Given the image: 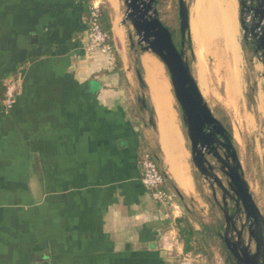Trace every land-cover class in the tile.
<instances>
[{
	"label": "crops",
	"instance_id": "obj_1",
	"mask_svg": "<svg viewBox=\"0 0 264 264\" xmlns=\"http://www.w3.org/2000/svg\"><path fill=\"white\" fill-rule=\"evenodd\" d=\"M186 1L193 75L204 98L218 97L229 112L235 143L246 153L249 145L262 164L261 175L246 178L262 211L264 89L248 95L240 1ZM95 5L110 13V53L87 50V14ZM122 6L0 0V85L20 81L14 108L0 110V264L226 261L218 246L222 225L210 219L215 204L198 186L168 70L151 51L132 47ZM206 56L214 60L209 75ZM256 65L264 67L259 58ZM208 78H223L222 95ZM144 149L164 172L173 197L167 204L156 203L142 183ZM181 217L196 231L188 251Z\"/></svg>",
	"mask_w": 264,
	"mask_h": 264
},
{
	"label": "water",
	"instance_id": "obj_2",
	"mask_svg": "<svg viewBox=\"0 0 264 264\" xmlns=\"http://www.w3.org/2000/svg\"><path fill=\"white\" fill-rule=\"evenodd\" d=\"M178 1L180 48L160 18L157 0H124L126 19L131 22L137 37L136 43L130 37L131 44L132 47L137 44L143 51H151L166 66L187 129L194 167L212 188L216 184L222 191L223 204L219 206L226 221L224 240L232 256L229 264H264V214L253 197L226 127L210 108L193 75L185 49L191 41L189 5L186 0ZM239 1L242 40L255 43L254 52L257 56L261 54L262 58H258L264 65V0ZM250 12L252 16L248 21ZM211 155L228 177V185L208 159Z\"/></svg>",
	"mask_w": 264,
	"mask_h": 264
},
{
	"label": "rangeland",
	"instance_id": "obj_3",
	"mask_svg": "<svg viewBox=\"0 0 264 264\" xmlns=\"http://www.w3.org/2000/svg\"><path fill=\"white\" fill-rule=\"evenodd\" d=\"M189 3H192L193 0H188ZM123 6H122V13L124 16V19L126 20L125 25L128 31V34L134 42H137V37L135 33V29L132 26L131 22L126 19V12H127V6L124 4V0H122ZM173 2H176V0H165L164 1V8L161 10L162 12V17L164 20H166L171 26L175 27L176 30V35L174 37V41L178 48H180V32H179V26H180V20H179V7L177 6L176 9L173 8ZM158 8V5H157ZM240 39L243 42V37L242 34L240 35ZM137 44H135L136 46ZM186 57L188 61L190 62L191 66L194 67L195 70V60H194V55L192 51V43L189 45H186ZM244 50V49H243ZM246 56V64H245V79L248 84V95L252 91L253 93L257 88H263L264 89V67H261L260 69L256 65V61H258V56L256 55L255 52L247 51L245 52ZM202 61V60H201ZM203 62V61H202ZM206 63V71L207 74L209 75V71H212V68H214V60L211 59H205ZM210 80L211 87L213 89H216L218 91L219 95H222L223 93V78H208ZM211 80H213L211 82ZM218 80V81H217ZM205 100L208 102L210 105V108L214 112V114L222 121H225L226 123L229 122L231 124L232 130H233V124H232V117L230 116L229 112L221 105L220 99L218 97L215 98H210L208 94L205 93ZM227 118V120H226ZM185 126V125H184ZM186 130V135H187V129L185 126ZM189 145L191 147L190 141L188 139ZM249 143V142H248ZM238 154L239 158L243 160L242 166L244 170V175L245 178H250L253 179L256 173H259L260 175L263 172V167L260 162L256 159L254 155L251 153V148L248 145L247 146V153L244 150V148H241L235 143L234 144ZM222 151V150H221ZM208 159L210 162L216 167V172L218 173L219 177L222 179L224 184L228 185V177L219 169L220 163L211 155L208 156ZM195 168V167H194ZM195 174L198 179V186L200 190L203 193L204 199L211 204H215V207L213 208V212L210 214V219L212 221H215L216 224H221L222 229L221 233L224 234L225 232V217L223 210L219 206V204H223V198H222V191L221 189L215 184V187L212 188L211 183L206 180L200 173L199 171L195 168ZM262 192H263V199H264V187H262ZM262 205V211H264V203H261ZM263 213V212H262ZM243 219H245L243 217ZM248 239V236L246 235V240ZM218 246L223 249L227 254L229 253L227 249H225L224 245V240L222 237L218 239ZM222 264H226L224 261Z\"/></svg>",
	"mask_w": 264,
	"mask_h": 264
},
{
	"label": "built area",
	"instance_id": "obj_4",
	"mask_svg": "<svg viewBox=\"0 0 264 264\" xmlns=\"http://www.w3.org/2000/svg\"><path fill=\"white\" fill-rule=\"evenodd\" d=\"M250 3V2H249ZM100 6L95 5L90 10V19L88 20V35L89 45L87 50L94 52L101 50L110 53L114 49L112 38L102 29L99 22ZM252 12L247 15V20L250 21ZM262 58L261 54H258ZM6 89L4 95V112L9 113L16 103V98L19 91L20 81L10 79L6 82ZM139 163L142 171V183L150 191L152 199L158 204H167L172 200V195L166 188V179L164 172L160 168L159 162L154 154L144 149L140 152ZM229 264V263H226Z\"/></svg>",
	"mask_w": 264,
	"mask_h": 264
},
{
	"label": "trees",
	"instance_id": "obj_5",
	"mask_svg": "<svg viewBox=\"0 0 264 264\" xmlns=\"http://www.w3.org/2000/svg\"><path fill=\"white\" fill-rule=\"evenodd\" d=\"M164 1L165 0H157V5H158V11H159V15L160 18L162 20V22L164 23V25L166 27L169 28V30L171 31L172 35L175 36L176 35V30L174 26H171L166 20L163 19L162 17V12L161 10L164 8ZM179 7V1L176 0V2H173V8L176 9V7ZM100 18H99V22L102 26V29L104 31H106L110 37L112 38V43H113V32H112V24H111V18H110V13L109 10L106 6H100ZM90 12L87 14V21L90 19ZM181 46V45H180ZM242 46L245 52H254V50L256 49L255 47V43L250 42V41H243L242 42ZM136 67H137V71L138 73L142 74L143 70L142 67L140 66L139 60L136 59ZM5 89H6V85L5 84H1L0 85V110H4V95H5ZM227 120V118H226ZM222 123L224 124V126L227 129L228 135L230 136L233 144H235V140L233 138V130L231 127V124L229 122H225L222 120ZM178 222V227L180 229V235L182 237V239H184V243H185V250L188 251L190 249V241L192 240L193 236L196 234V231L194 230V228L192 227V225L190 224L189 220L186 217H181L177 220ZM226 261L228 263L232 262V256L230 255V253L227 254L226 257Z\"/></svg>",
	"mask_w": 264,
	"mask_h": 264
},
{
	"label": "bare ground",
	"instance_id": "obj_6",
	"mask_svg": "<svg viewBox=\"0 0 264 264\" xmlns=\"http://www.w3.org/2000/svg\"><path fill=\"white\" fill-rule=\"evenodd\" d=\"M215 3V2H214ZM216 4V3H215ZM225 5H227V4H225ZM214 7V6H213ZM215 13V12H214ZM220 16V15H219ZM217 17V16H216ZM229 19V12H228V9L226 8V10H225V20L227 21ZM219 21H221V19H219ZM219 21H217V22H219ZM208 23V22H207ZM210 23H212V22H210ZM219 23H221V22H219ZM204 24V23H203ZM209 24V23H208ZM223 24V23H222ZM207 25V24H206ZM202 26V25H201ZM205 26V25H204ZM219 26V25H218ZM209 27V26H208ZM213 27H216V26H213ZM224 27V26H223ZM226 28V27H225ZM225 28H223V29H225ZM210 29V28H209ZM212 29V28H211ZM210 29V30H211ZM217 29H219V28H217ZM227 29V28H226ZM210 30H209V32H210ZM220 30V29H219ZM199 31V30H198ZM215 31H217V30H215ZM208 32V33H209ZM226 32V31H225ZM213 33H215V32H212V35L211 34H209V35H211L212 37H214L215 36V34H213ZM204 34V33H203ZM219 34H221V33H219ZM218 34V35H219ZM224 34V33H223ZM202 35V34H201ZM208 35V36H209ZM214 35V36H213ZM222 35V34H221ZM224 35H226V34H224ZM224 35H222V37H224ZM207 36V37H208ZM210 36V37H211ZM230 39V38H229Z\"/></svg>",
	"mask_w": 264,
	"mask_h": 264
},
{
	"label": "flooded vegetation",
	"instance_id": "obj_7",
	"mask_svg": "<svg viewBox=\"0 0 264 264\" xmlns=\"http://www.w3.org/2000/svg\"><path fill=\"white\" fill-rule=\"evenodd\" d=\"M222 153L224 152L223 150L221 151ZM225 241V240H224Z\"/></svg>",
	"mask_w": 264,
	"mask_h": 264
}]
</instances>
